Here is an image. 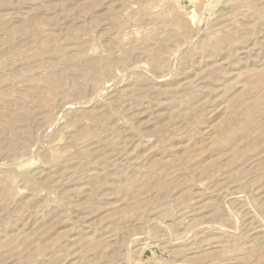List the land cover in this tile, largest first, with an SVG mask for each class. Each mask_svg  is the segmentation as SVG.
Returning a JSON list of instances; mask_svg holds the SVG:
<instances>
[{
    "label": "rangeland",
    "instance_id": "rangeland-1",
    "mask_svg": "<svg viewBox=\"0 0 264 264\" xmlns=\"http://www.w3.org/2000/svg\"><path fill=\"white\" fill-rule=\"evenodd\" d=\"M0 264H264V0H0Z\"/></svg>",
    "mask_w": 264,
    "mask_h": 264
}]
</instances>
